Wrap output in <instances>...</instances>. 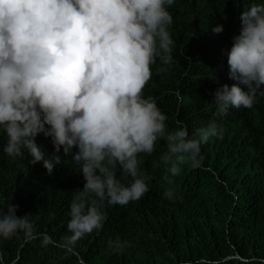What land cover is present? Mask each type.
I'll use <instances>...</instances> for the list:
<instances>
[{"label":"clouds","instance_id":"obj_1","mask_svg":"<svg viewBox=\"0 0 264 264\" xmlns=\"http://www.w3.org/2000/svg\"><path fill=\"white\" fill-rule=\"evenodd\" d=\"M174 0H0V127L7 134L3 151L30 163L43 162L51 174L60 156H45L36 143L43 132L58 153L74 147L73 161L85 183L70 205L61 242L37 232L19 205L0 201V239L20 238V247L39 239L69 255L85 235L102 228L101 205H127L149 190L138 170L137 156L152 154L164 139L160 160L178 175L181 166H202L201 144L222 137L212 121L189 135L187 126L168 131L166 115L142 91L157 58L170 65L174 41L167 10ZM241 29L228 52L231 86L214 93L217 115L229 108H252L264 86V3H254L240 16ZM222 25L213 28L221 32ZM47 125V127H46ZM131 177L130 185L116 172ZM171 197V191L166 193ZM95 197V199L93 198ZM116 247L119 241L112 242ZM19 256L11 264H17ZM0 264L3 254L0 253ZM78 264H84L78 257Z\"/></svg>","mask_w":264,"mask_h":264},{"label":"trees","instance_id":"obj_2","mask_svg":"<svg viewBox=\"0 0 264 264\" xmlns=\"http://www.w3.org/2000/svg\"><path fill=\"white\" fill-rule=\"evenodd\" d=\"M254 3L264 0H174L167 7L173 59L162 65L157 58L150 66L142 96L156 101L168 131L177 120L190 136L217 123L223 135L201 144L202 166L185 163L172 175L160 160L167 143L159 139L152 154L137 156L147 193L127 205L105 201L106 221L77 242L78 256L39 239L21 248V233L0 239L3 264L17 256V264H78V257L84 264H264V86L250 109L230 107L217 115L213 100L218 88L235 83L228 52L241 13ZM217 25L223 26L219 33L213 31ZM35 139L46 158L60 156L51 174L42 161L31 164L26 149L23 157L5 154L8 137L0 127V201L19 205L18 216L27 214L37 232L59 243L71 234L70 205L85 180L72 159L77 148L57 153L51 137L41 132ZM116 176L126 186L132 182L119 169Z\"/></svg>","mask_w":264,"mask_h":264}]
</instances>
